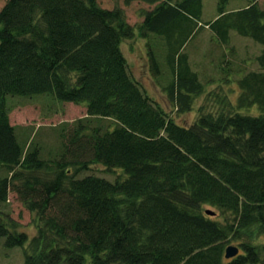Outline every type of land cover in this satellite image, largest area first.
<instances>
[{
  "label": "trees",
  "instance_id": "1",
  "mask_svg": "<svg viewBox=\"0 0 264 264\" xmlns=\"http://www.w3.org/2000/svg\"><path fill=\"white\" fill-rule=\"evenodd\" d=\"M202 1L124 0L152 7L138 26L122 8L98 0L6 1L0 239L24 250L23 264H264V8L247 0L227 11L229 0H215L216 18L202 23ZM201 27L223 47L231 32L261 45L258 70L237 78L234 104L209 92L207 101L218 106H200L194 122L182 126L130 76L121 44L146 39L150 71L184 114L205 90L186 51ZM221 71L228 83L230 73L241 72ZM38 94L86 109L62 126L60 149L47 160L32 139L20 141L9 120L8 97ZM253 106L258 114L242 113ZM95 165L124 178L78 177ZM10 192L35 216L32 238L5 212ZM231 244L239 252L226 259Z\"/></svg>",
  "mask_w": 264,
  "mask_h": 264
},
{
  "label": "rangeland",
  "instance_id": "2",
  "mask_svg": "<svg viewBox=\"0 0 264 264\" xmlns=\"http://www.w3.org/2000/svg\"><path fill=\"white\" fill-rule=\"evenodd\" d=\"M6 1L0 0V10ZM98 2L106 9H112L115 6L122 8L127 22L132 26L139 25L140 18L136 17V11L141 9L139 3L134 2L127 7L124 0H98ZM246 3L247 0H229L226 10L243 8ZM258 3L264 8V0H259ZM202 4V23L213 20L217 15L216 1L203 0ZM261 49V45L248 38L240 37L234 32H231V40L228 46H220L212 39V33L209 29L201 27L186 51L190 65L193 70L199 72L205 90L201 96L195 99L190 111L178 114L167 97L164 96L165 93L150 71L146 54H143L144 51L140 47L139 37L124 41L121 44V51L126 59L130 76L156 104L163 108L169 117L182 126H190L194 122L200 106L203 105L210 109L218 106L217 101H211L212 99L207 101L209 92L216 93L218 97L226 96L234 104L239 92L236 80L244 73L258 70L255 58ZM156 56L161 65L160 68L164 70L163 55ZM221 68L240 70L241 72L230 73V82L228 83L223 82ZM7 101L10 108L9 120L11 125L16 128L20 141L26 144L32 139V146L39 147L41 158L46 160L54 158L60 149L61 138H59V133L62 126L84 117L86 113L84 105L61 102L49 94H38L30 97L13 96L8 97ZM258 112L257 106H253L248 111L242 110L243 114L248 115H256ZM85 175H95L111 182L124 178V174L120 170H108L100 165L92 166L88 171L80 173L78 177ZM205 209L215 211L208 206ZM5 212L12 221L18 224V231L26 233L28 238H32L36 234L34 214L24 208L13 192L8 195ZM217 219L221 220V217ZM258 241H264L263 234L259 235ZM231 245L236 246V244ZM23 262L24 250L19 247L7 249L3 246V239H0V264H23Z\"/></svg>",
  "mask_w": 264,
  "mask_h": 264
},
{
  "label": "crops",
  "instance_id": "3",
  "mask_svg": "<svg viewBox=\"0 0 264 264\" xmlns=\"http://www.w3.org/2000/svg\"><path fill=\"white\" fill-rule=\"evenodd\" d=\"M136 3H139V2H136ZM140 4V7H141V9L139 10H137L136 11V17H139L140 18V23H142V21H143V14L145 13V11H147V10H151L152 9V7H150V6H148V5H146L145 3H139ZM128 7V6H127ZM237 9H239V8H233V9H228V11H235V10H237ZM217 16V15H216ZM216 16L214 17V19L216 18ZM213 19V20H214ZM139 23V24H140ZM139 39H140V47L143 49V54L145 55V54H147V41H146V39H144V38H141V37H139ZM159 48H163V50H164V47L162 46V45H160V46H158ZM165 51V50H164ZM165 96V95H164Z\"/></svg>",
  "mask_w": 264,
  "mask_h": 264
},
{
  "label": "water",
  "instance_id": "4",
  "mask_svg": "<svg viewBox=\"0 0 264 264\" xmlns=\"http://www.w3.org/2000/svg\"><path fill=\"white\" fill-rule=\"evenodd\" d=\"M205 214L208 216H214L215 215V213L212 212L211 210H205ZM238 252H239L238 247L230 245L225 249V255L224 256L226 259H231L233 257H236L238 255Z\"/></svg>",
  "mask_w": 264,
  "mask_h": 264
}]
</instances>
